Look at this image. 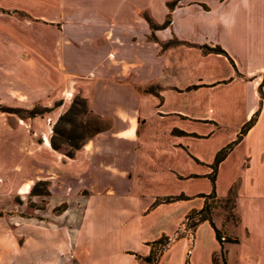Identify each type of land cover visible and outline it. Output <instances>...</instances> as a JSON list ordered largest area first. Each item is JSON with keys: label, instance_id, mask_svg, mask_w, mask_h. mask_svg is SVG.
Returning a JSON list of instances; mask_svg holds the SVG:
<instances>
[{"label": "crops", "instance_id": "crops-1", "mask_svg": "<svg viewBox=\"0 0 264 264\" xmlns=\"http://www.w3.org/2000/svg\"><path fill=\"white\" fill-rule=\"evenodd\" d=\"M172 1L0 0V103L62 101L65 111L79 93L105 122L66 158L51 147V129L34 120L43 134L37 144L55 159L60 180L80 183L53 192L54 180H41L50 186L49 206L65 203L66 213L79 196V228L116 208L137 245L117 247L119 264H144L163 237L156 264H193L202 231L206 264H215L224 243L218 264H264V213L252 205L264 202V0H176L170 8ZM254 115L213 171L217 152ZM224 169L225 194L237 182L247 191L237 197L241 235L220 242L207 220L185 231L203 195H225L217 186ZM60 191L65 198L52 205ZM243 200L252 207L241 209ZM19 254L14 235L0 227V264L22 263Z\"/></svg>", "mask_w": 264, "mask_h": 264}, {"label": "rangeland", "instance_id": "rangeland-1", "mask_svg": "<svg viewBox=\"0 0 264 264\" xmlns=\"http://www.w3.org/2000/svg\"><path fill=\"white\" fill-rule=\"evenodd\" d=\"M78 95L79 93L71 95L67 109ZM57 102L59 101L54 102L51 106L35 103L30 108L25 105L0 103V122L6 127L0 128V227L14 235L20 252L19 258L22 256L21 259H24L22 263L19 261V264H38L35 257H38L39 254L42 258L39 264H119L117 247L126 246L131 248L137 247V245L135 235L123 228L121 220L124 219V215L119 213L116 208H102L99 214L90 216L86 225H84L85 227L79 228L78 220L82 216V214H78V212H82L80 203L77 204L81 200L77 199L79 196L75 197L76 199H70V203L74 208L72 211L64 213L67 206L65 203L55 205L58 200L65 198L64 192L60 191L53 196L51 204L55 205L54 207H50L48 204L49 197L52 194L49 191L47 195L31 193L34 184L39 180H46L47 177L51 178L50 181L54 180L51 187L53 192H57L62 186L64 188L66 185L71 189L80 186V183L71 180V182L63 183L60 180L61 177L58 176L61 170L58 169L55 159L37 144L43 134L38 135V125L34 120L41 118L40 120L44 122L47 129H51V132H53V126L57 119L67 110L63 111L62 103L55 106ZM36 105L52 107L53 109L35 117H23L15 111L21 108L31 109ZM4 109L7 111H2ZM95 116L91 111L77 115L73 128L75 133L87 135L97 123L104 127L105 122ZM84 122H88V125H84ZM64 128L69 129L70 125L66 124ZM62 148L69 147L63 145ZM59 152L66 158H72L67 157L63 151ZM228 175L229 172L224 169L219 176L217 186L220 193L225 194L230 178ZM45 186L47 190H50L48 183H45ZM201 187L206 188V185L201 184ZM36 190L37 192H44L42 191L43 185L37 184ZM257 191L263 192L260 187ZM77 194L86 195L87 191L86 189H80ZM243 194L247 195L244 184L237 182L229 188L224 196L220 197L216 193V198H205V202L209 204L210 218L224 238H236L235 232L238 236L241 235V230L238 228V212L240 210L239 205H237V197ZM235 195L237 197L234 199ZM233 202L235 205L232 208ZM252 205L263 209L261 213H264V202ZM252 205L243 200L240 207L245 211L247 207L250 208ZM259 212L260 210H258ZM197 218L198 216H195L193 219L186 221L185 231L193 229L190 224L196 221ZM75 228L77 229L73 231L72 229ZM181 232L184 231H179V233ZM259 234L261 235V233ZM73 235L76 236L73 248L75 256L71 248ZM50 240H52V244H49ZM39 241L40 243H38ZM200 241L201 246L197 251V255H194L193 264H206L204 259L210 243L208 235L204 231H202ZM36 244L41 245L40 251L37 249V252H35ZM163 248L158 244L155 249L156 256ZM224 248L225 243L223 244V250L213 258L215 264H218V259L225 260ZM49 255H51L50 258H48ZM14 264L16 263L14 262Z\"/></svg>", "mask_w": 264, "mask_h": 264}, {"label": "trees", "instance_id": "trees-1", "mask_svg": "<svg viewBox=\"0 0 264 264\" xmlns=\"http://www.w3.org/2000/svg\"><path fill=\"white\" fill-rule=\"evenodd\" d=\"M176 3V0H174L173 2L168 3V6L174 7ZM206 51H212V52H217V53H223L225 54L224 50L222 48H220L219 46H214V47H206L205 46ZM61 104V102H57L55 103V106H59ZM53 108L52 107H41V106H34L31 109H17L15 110L17 113H20L21 116L23 117H35L37 115L43 114L46 111H51ZM2 111H7V110H2ZM90 111L87 107V103H86V99L84 97H82L80 94L78 96L75 97V99L73 100V102L71 103L70 107L59 116V118L57 119L55 125L53 126V132L50 138V145L53 149L57 150V151H63V153L67 156V157H73L75 152L80 149L82 147V145L84 144L85 140L87 141L88 139H90L92 136H94L96 133L100 132L103 127H101V125H99V123H97L95 125V127L87 134H76L75 130L73 129L75 126V120H76V116L80 115V114H86V112ZM96 118H98L97 116H95ZM256 118V115H254L247 123H245L241 130L240 133L238 134V138L229 143L228 145H226L225 147L221 148L214 159V162L212 163L211 167L213 169V171H215L218 167V164L225 158V156L228 154V152L232 149V147L234 146V144L242 137V135L244 133H246V131L251 127V125L254 123ZM98 122V121H96ZM66 124L70 125L69 129L64 128ZM80 124L82 125V123L80 122ZM84 125H88V122H84ZM66 145L69 148H65L63 149L62 146ZM45 181H38L34 184V186L31 189V193L35 194V195H39V194H45L47 195L49 192L46 188L45 185ZM212 183H213V187H214V178H212ZM38 185H43V190L44 192L38 191L36 190V187ZM230 194V192H228ZM205 196V198L210 199V198H216V193L215 190L213 189L211 191V193L207 194V195H203ZM237 197L236 195L234 196ZM172 199V198H169ZM235 202V200H234ZM234 202L232 203V208L235 205ZM210 208H209V204L208 202H205L203 207L198 210V211H194L191 212L188 216H187V221L193 219L195 216H198L196 221L191 222L190 227H194L196 224L202 222V221H209V223L212 225V227L215 230V234H216V238L221 242L222 241V235L220 233V230L214 225L213 221L210 218ZM229 239V238H226ZM168 242L167 237H163L160 238L159 240H157L156 242H154V245H162L165 246ZM158 260V257L155 254V249L152 251V253L150 255H148L146 258H144V264H155Z\"/></svg>", "mask_w": 264, "mask_h": 264}]
</instances>
